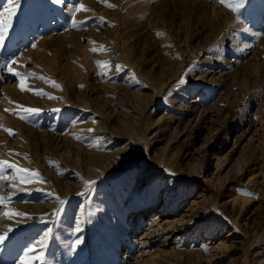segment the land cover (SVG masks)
I'll list each match as a JSON object with an SVG mask.
<instances>
[{"label": "rangeland", "instance_id": "374dc122", "mask_svg": "<svg viewBox=\"0 0 264 264\" xmlns=\"http://www.w3.org/2000/svg\"><path fill=\"white\" fill-rule=\"evenodd\" d=\"M0 31V264H264V0H0Z\"/></svg>", "mask_w": 264, "mask_h": 264}, {"label": "bare ground", "instance_id": "6f19581e", "mask_svg": "<svg viewBox=\"0 0 264 264\" xmlns=\"http://www.w3.org/2000/svg\"><path fill=\"white\" fill-rule=\"evenodd\" d=\"M209 151H210V149H208V148H206V147H203L202 149H201V151H200V153H201V161H203L204 160V158L206 157V156H209ZM194 154V152H191L189 155H193ZM194 156V155H193ZM225 156H226V154H225ZM200 157V156H199ZM201 161L197 164V163H195L194 164V166H193V168H194V172L192 173L193 175L194 174H196V173H198V172H200V173H202L203 171H204V167H203V165H202V163H201ZM222 162H221V164H220V167H224L225 166V164L227 163H225V161L223 162V159L221 160ZM122 163L123 164H129V161H127V160H124V162L122 161ZM117 166H119V165H117ZM122 166V165H121ZM214 167H216V169L218 168V164L216 163L215 165H213ZM111 167V166H110ZM107 168H109V167H106V168H102L100 171H96L95 172V175L96 176H99L100 174H102L103 172H105L106 170L105 169H107ZM111 168H115V167H111ZM222 169V168H221ZM213 178L215 179V180H218V181H220V183H221V185L222 186H224V187H227V186H229V184L231 183V177H229L228 175H224V176H222L219 172H218V174H214L213 175ZM1 183H2V180L0 179V186H1ZM230 189L232 190V188H231V186H230ZM229 192H230V190H229ZM234 193V192H233ZM199 197H201L202 195L200 194V195H198ZM197 196V197H198ZM198 197V198H199ZM195 200V199H194ZM250 203H251V200L250 199H248V198H245V197H243V196H239V195H229L228 196V198H227V200H225V207L228 209V211L230 212V213H232L233 215H236V217L238 218V219H244V215L248 212V209H249V205H250ZM156 204V203H155ZM263 204V203H262ZM158 205H160L159 203H158ZM261 206V205H260ZM154 208H158L157 206H155ZM263 208V207H262ZM264 209V208H263ZM207 210V208L205 207L204 209H202L201 211L198 209L197 211H194V213L195 214H197V215H199V214H201V213H204L205 211ZM263 216H264V210H263ZM139 218H141V217H139ZM264 219V218H263ZM193 220V219H192ZM139 221V220H138ZM150 224H152V223H149V225ZM163 225L164 224H159V225H156L155 227H156V229H162V230H164V229H166V227H163ZM260 224H258V223H256L254 226H253V229H256V228H258V226H259ZM167 226V225H166ZM169 227H171V226H173V224H169L168 225ZM128 227V226H127ZM127 227H125L124 229H126L127 230ZM176 227V226H175ZM146 228V227H145ZM144 228V229H145ZM148 228V227H147ZM142 230V232L139 234V235H137V236H135V240H138V242L139 241H141V239L143 238V240H144V242H142L143 243V246H145V243H147V242H149V239H150V235L148 234V230ZM155 231V230H154ZM143 235V236H142ZM140 236H141V238H140ZM140 243V242H139ZM150 249V248H149ZM157 255V254H156ZM142 264H146V260H145V262L144 263H142Z\"/></svg>", "mask_w": 264, "mask_h": 264}, {"label": "snow or ice", "instance_id": "6c2138e0", "mask_svg": "<svg viewBox=\"0 0 264 264\" xmlns=\"http://www.w3.org/2000/svg\"><path fill=\"white\" fill-rule=\"evenodd\" d=\"M10 2H11L13 5L16 4V0H10ZM57 2L59 3L60 0H57ZM102 2H103V0H102ZM225 2H226V0H221V3H225ZM109 6H110V7H115V5H109ZM228 7L233 8L234 10L238 11L240 5H239V4H237V5H233V4H230V3H229V4H228ZM79 9H82V10H84V11H88V9L85 8V6H84L83 4H80V5H79ZM14 10H15L14 8H11V9H8L7 11L9 12V15H11V14L14 12ZM3 41H4L3 31H0V45L3 44ZM93 50L95 51L96 49H93ZM101 64H102V67H104V66H106L107 62H101ZM10 70H11V69H10ZM16 75H20V74H19V73H16ZM21 89H22V90L38 91V90H35V89H27V88H26V85L23 84V83H21ZM39 94H43V93L40 92ZM23 111H25V112H27V113H31V114H38V113L41 111V109H37V108H24ZM8 131L11 132L12 130L9 129ZM2 167H16V166L10 164L8 161H0V168H2ZM17 171H18V173H19V172H29L28 169H20V168H18ZM33 174L38 175V173H33ZM19 178H20L21 180L24 179L23 177H19ZM0 179H8V177H7V176H0ZM3 203H4V197H0V204H3ZM15 214H18V215H24L23 213H15ZM5 215H9V213H5ZM4 239H5L4 236H0V242H3Z\"/></svg>", "mask_w": 264, "mask_h": 264}]
</instances>
